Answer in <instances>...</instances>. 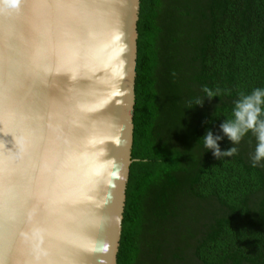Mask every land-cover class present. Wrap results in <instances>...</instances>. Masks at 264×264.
<instances>
[{
    "label": "trees",
    "instance_id": "1",
    "mask_svg": "<svg viewBox=\"0 0 264 264\" xmlns=\"http://www.w3.org/2000/svg\"><path fill=\"white\" fill-rule=\"evenodd\" d=\"M130 163L115 264H264V159L249 130L213 156L241 92L264 88V0H138ZM204 87L219 96L206 98ZM203 101L196 105L197 100Z\"/></svg>",
    "mask_w": 264,
    "mask_h": 264
},
{
    "label": "water",
    "instance_id": "2",
    "mask_svg": "<svg viewBox=\"0 0 264 264\" xmlns=\"http://www.w3.org/2000/svg\"><path fill=\"white\" fill-rule=\"evenodd\" d=\"M138 6V0L0 3V264H115L130 163ZM34 21L70 35L66 63H30ZM41 108L57 115L45 137L24 119L30 113L39 124ZM77 109L84 128L68 132L65 119ZM23 125L32 129L24 130L23 142L38 132L32 157L43 146L58 149L38 165L54 167L48 190L31 160V166L9 165ZM72 139L83 145L65 155ZM51 254L55 260L46 258Z\"/></svg>",
    "mask_w": 264,
    "mask_h": 264
},
{
    "label": "bare ground",
    "instance_id": "3",
    "mask_svg": "<svg viewBox=\"0 0 264 264\" xmlns=\"http://www.w3.org/2000/svg\"><path fill=\"white\" fill-rule=\"evenodd\" d=\"M52 6H50L51 8ZM49 8V10H50ZM49 23V21H48ZM35 27L36 32H34V35L32 36V38L30 39L32 42V47H31V56H30V63L32 64L33 62L38 63V61H40V63H42L43 59H45L46 61L53 58L52 60H59L62 63H66L68 59L71 58V53H72V47L71 45V40H70V35L68 34V37H64L63 35H56L53 34L52 32L49 31L48 26L45 23H37L36 21H34L33 23ZM44 26V27H43ZM80 35V34H77ZM29 50H30V46H29ZM35 52V53H34ZM72 56H74V54H72ZM73 62L78 63V58L76 60H74ZM104 79V78H103ZM23 97H26V95H23ZM35 97V95H34ZM18 107H21L20 105H18ZM26 107H28V105H26ZM28 110V109H27ZM27 110H23V114L27 115L29 113L26 112ZM44 112H46L45 116H44ZM56 113L50 109H47V111L41 109H37V113L42 115L44 117H40L39 119V124H36L31 116V114L29 113L28 116L25 119V121L29 124V126L32 127H36L40 130V137H45L48 133H50L52 125L50 124L51 122H55L54 120L57 118V115L53 114ZM25 117V116H24ZM81 115L79 110L77 109V111H73L70 114H68L67 118L65 119L64 122V129L68 132H72L74 131V128L77 129L78 127H80L81 129H83V125H81ZM50 124V125H49ZM29 126H25L23 125L22 127H20L19 131L21 134V137H19L18 142L15 144L14 149H16V152L14 154V159H12L11 161V166H14L16 169L17 168H22L23 166H21L20 163H23L26 166H31L33 163H35V167L37 170L38 176H41V174H43L41 176V178L39 179V182L41 183V186L46 190H48V188L52 187L51 185H46V183H49V178H53L50 173H49V169L51 168L52 170L54 169V167H51L48 164H42L44 161H46L50 156H51V150H58V149H52L50 148V146H43V150L40 153H38L36 155V157H32V154H34L35 152H37V147H36V143H35V139L38 135V132L36 129H34L31 132V137L32 140L31 141H26L23 142L22 139L25 138V133L24 130L27 129L32 130ZM55 126H58L57 124H55ZM23 133V136H22ZM56 134V133H54ZM14 136V135H13ZM38 138V137H37ZM57 138V137H56ZM63 138H66V136H64ZM48 140V138L46 139ZM40 142H42V139H40ZM79 145H83V143H81V141L77 140V139H72V142L69 145H66V151H64L65 155H68L69 152L75 147L77 152L79 151ZM59 148V147H57ZM90 147L87 145V150H89ZM18 154V155H17ZM19 154H21L22 156H24V161H19L20 160V156ZM84 155V154H83ZM30 160L33 162L30 164ZM35 160V161H34ZM19 161V162H18ZM81 160L79 161V163L81 164ZM30 164V165H29ZM65 164V163H64ZM82 165V164H81ZM74 167V166H73ZM73 171L76 169V171H78L77 166L75 165L74 168H72ZM81 169L83 170V167H81ZM32 170V168H31ZM67 169L66 171L63 172L62 175H65L64 178V188L65 189V185H66V179H67ZM50 175V176H49ZM74 178H73V182L72 185L69 189V191L72 192L73 188L75 187V185L73 183H75L74 179H76V174H73ZM43 178V179H42ZM55 184V183H53ZM62 188V187H61ZM62 189V190H63ZM73 193V192H72ZM22 247H20L19 249H22ZM20 253V252H17ZM49 254V253H47ZM19 255V254H18ZM82 255V254H79ZM19 257V256H18ZM48 260H55L56 259V255L51 254L48 255L46 257ZM22 260V259H21ZM21 264V262H20ZM74 264H78V263H74Z\"/></svg>",
    "mask_w": 264,
    "mask_h": 264
},
{
    "label": "clouds",
    "instance_id": "4",
    "mask_svg": "<svg viewBox=\"0 0 264 264\" xmlns=\"http://www.w3.org/2000/svg\"><path fill=\"white\" fill-rule=\"evenodd\" d=\"M9 8H18L21 0H0ZM206 93V98L211 100L219 96L220 90L213 91L208 87L202 89ZM203 101L197 100L196 105H202ZM220 130L223 135H214L211 130H207L205 135L200 138L203 147L212 151L214 157H231L236 153V148L231 147L221 151L219 141L226 136L231 142L240 140L249 130L257 139L255 154L252 156V166L256 167L264 159V88H255L250 93L239 94V97L233 102L232 118L225 119L220 124Z\"/></svg>",
    "mask_w": 264,
    "mask_h": 264
}]
</instances>
